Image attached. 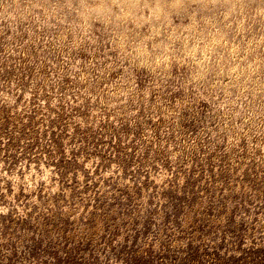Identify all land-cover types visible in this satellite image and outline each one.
<instances>
[{"label": "rangeland", "instance_id": "1", "mask_svg": "<svg viewBox=\"0 0 264 264\" xmlns=\"http://www.w3.org/2000/svg\"><path fill=\"white\" fill-rule=\"evenodd\" d=\"M0 264H264V0H0Z\"/></svg>", "mask_w": 264, "mask_h": 264}]
</instances>
